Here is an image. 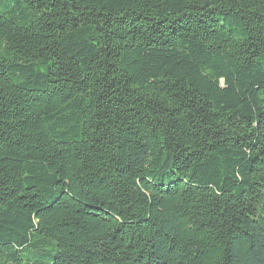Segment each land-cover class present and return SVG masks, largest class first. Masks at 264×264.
I'll return each instance as SVG.
<instances>
[{
    "label": "trees",
    "instance_id": "obj_1",
    "mask_svg": "<svg viewBox=\"0 0 264 264\" xmlns=\"http://www.w3.org/2000/svg\"><path fill=\"white\" fill-rule=\"evenodd\" d=\"M0 264H264V0H0Z\"/></svg>",
    "mask_w": 264,
    "mask_h": 264
}]
</instances>
